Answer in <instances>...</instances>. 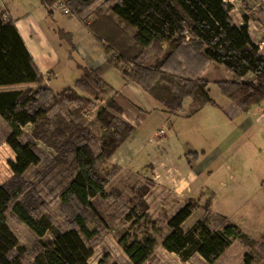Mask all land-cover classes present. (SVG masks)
Segmentation results:
<instances>
[{
	"label": "trees",
	"instance_id": "obj_1",
	"mask_svg": "<svg viewBox=\"0 0 264 264\" xmlns=\"http://www.w3.org/2000/svg\"><path fill=\"white\" fill-rule=\"evenodd\" d=\"M67 2L73 15L103 44L109 56L105 67L83 68L84 74L77 80L76 88L84 93L98 100L107 95L108 86L103 79L105 68L116 67L125 80L140 86L171 115L179 114L185 100L190 99L189 115H192L205 105L216 103L210 95V81L201 76L207 65L214 62L232 75V79L217 84L238 108L248 112L252 106L264 102V53L252 39L248 22L236 24L232 20L231 6L226 0H114L110 13H98L93 23L82 16L80 7L88 4L86 0ZM58 3L59 0H43L49 9L58 7ZM2 14L0 12V86L42 84L43 75L15 23L9 17L3 19ZM149 50L156 56L153 64L146 62ZM61 96L62 93H55L46 86L0 92V116L10 128L6 141L16 155L15 161L10 162L13 178L0 184V264H23L25 247L20 245L7 222L6 212L11 204L18 219L37 236L43 237L48 231L54 235L47 243L39 241L42 251L32 264H89L94 253L90 241L98 235V230L89 227V218L102 219L96 201L107 196L106 186L118 172L117 166L113 171L102 172L100 164L106 163L136 128L115 115L123 113V109L114 99L108 100L97 114L103 136L96 151L93 142L97 141L81 120L84 105L92 104L91 101ZM78 101L83 106H78ZM67 102L77 107L74 113L65 105ZM58 104L68 111V117L61 115L64 127L51 130L49 111ZM28 125H32L35 138H63L58 159L74 164V173L70 176L50 173L53 183L50 189L57 190L70 219L68 230H54L52 219L46 214L35 216L32 201L26 198L29 191L36 189L32 186L28 192L25 190L24 175L41 161L35 143L24 138ZM189 155L194 159L199 157L197 152ZM197 206L194 199H189L168 219L170 232L162 242L167 251L184 261L199 254L207 264H216L233 240L256 243L226 216L214 213L211 199L205 204L203 218L185 229V221ZM217 217L220 228L213 225ZM262 240L260 247L264 250V236ZM119 243L132 264H144L154 253L157 241L149 234L135 239L126 234ZM245 261L251 264L252 260L246 256Z\"/></svg>",
	"mask_w": 264,
	"mask_h": 264
},
{
	"label": "rangeland",
	"instance_id": "obj_2",
	"mask_svg": "<svg viewBox=\"0 0 264 264\" xmlns=\"http://www.w3.org/2000/svg\"><path fill=\"white\" fill-rule=\"evenodd\" d=\"M86 1L88 4H81L82 6L80 9H82V16L89 23L96 21L98 13H110V5L114 3V0ZM226 1L231 6L230 14L232 20L236 24L248 22L252 39L259 48L262 46L260 52L264 53V0ZM67 5L71 13L66 15L60 12L56 15V20H58L60 25L66 27L67 30L72 33L73 42L78 45L83 52L88 55L94 54L95 51L98 52V47L90 45L84 37L86 35L89 37L84 29L86 27H84L82 22L73 15L72 8L69 6L68 2ZM58 9L61 11L59 5ZM128 33L130 34L131 30L128 29ZM164 47H166V44ZM70 57L71 58L66 60L67 66H63L61 71L58 72L56 74L57 76L53 79V83L57 87H59L60 84L61 86L59 88L64 86L63 88L71 89H68L69 91L64 90L63 92H59L62 93L61 97L63 99L66 98V96L71 97L70 99L81 98L77 91L70 86H72L71 80H73L77 63L83 64V60L81 55L76 51H72ZM154 60H156L155 54L151 51L148 52L146 62L152 64ZM205 71V76L211 81L210 95L221 103L227 96L222 92L220 86L216 82L218 80H224L230 73L221 65L214 62L209 63L204 72ZM120 73L121 72L114 67L104 72L114 87L112 91H109V94H111V96L118 95V100L127 110L125 114L131 116L134 120L138 132L135 131L138 135L133 138V148L131 150L122 154L120 152V159L118 158L119 160L117 161L123 163L122 165L125 166L124 168H120V166L114 164L109 159L103 165L100 164V170L102 172L113 171L115 170L113 169L114 166L118 167V172L106 186L107 196L98 198L96 201L97 210L99 214H101L102 219L100 220L101 217L98 216L97 218L95 216L89 218V227L91 229L97 228L98 230V235L90 241V244L94 248V253L89 259V264H132L129 257L124 252L122 245L119 243V240L126 234H129L130 239L143 238L145 234L152 235L156 239L157 244L155 251L144 264H207L199 254H195L189 260L184 261L177 254L167 251L162 245L164 237L170 232L167 225L168 219L184 206L189 199V197L187 199L183 193L184 189L165 186L166 182L163 181V177L166 173L171 171L170 167L167 166L171 161H166L165 156L180 154L181 159L184 161V151L203 154V149H208L209 152L217 148L222 149L225 143H227L226 140L224 141L226 136L223 135V132H226L228 135L230 134L229 139L232 141L234 137L231 135V132L234 128L231 125H225L224 131H221L217 126L215 118L212 117V114H210V112H204L205 110L199 115L192 114L191 118L183 116L173 117L169 123L160 127L161 123L158 114L144 116L140 114V110L138 112L134 110V104L154 106L156 104L155 99L147 94L140 86L137 87L142 89L141 91L144 93L141 95L137 94L135 90H132L129 86H126ZM66 86L69 87L67 88ZM80 92L84 93L83 91ZM84 94L82 98H88L92 104L86 103V105H84V108L87 110L85 109L84 115L81 114V120L97 141V143L93 142V148L97 151V147L98 145L100 146V141L103 136L101 123L97 120V114L101 108L106 107L108 96L103 95L101 96L102 99L98 100L89 94ZM104 99L105 101H103ZM188 103L189 100H186L185 106H187ZM77 104L80 107L83 106L81 105L83 103L80 101H78ZM65 105L69 107L73 113L77 110V107L73 103L67 102ZM62 107L63 106L59 104L54 105L49 111L51 130L57 127H64L61 115L68 117V111L64 110ZM91 109L92 113H86V111ZM189 112L190 111H188V113ZM115 115L120 117L119 113H115ZM59 122L61 124H59ZM261 127L262 130H264V125ZM158 128V132L155 133ZM162 129L166 133V136L165 133L161 132ZM9 132L10 128L8 124L0 116V184L10 182L13 178L10 162L15 161L16 155L6 141ZM24 138H29L35 143L41 156L40 163L32 166L24 175L25 190L28 192L32 186L36 189L35 192L29 191L28 196H26V198L32 201V212L35 216L42 214L50 216L54 230H68L70 227V219L66 208L62 205L57 190L53 191L50 189L53 187L50 173H58L63 177H67V175L70 176L74 173V164L72 161L60 162L58 159V149L63 138H58L57 140H53L49 138V136L41 139L35 138L32 134V126L30 125L25 127ZM240 139L243 141L239 140L235 144V146H238V150L236 147V149H234L238 152L239 146H241L242 150H240L238 154L244 151L248 156L246 158L247 166L243 170L244 174L247 173V171H249V174L256 172V177H262V180H264V137H262V141L259 143L256 141L257 137L250 133H247L245 137H240ZM214 152H216V150ZM207 159L208 158L205 157L202 161L209 163L210 161ZM183 164V167L186 168L185 161ZM178 168L179 166H176V170H178ZM214 168L216 173L213 175V180L219 182L218 178H221V176L224 177L225 173L222 172L221 168ZM216 169H218V172ZM259 170L262 171V174ZM167 183L172 185L173 181L167 180ZM218 186V193L221 197L220 201L222 203L229 202L228 210L231 215L230 219H235V224L240 225L241 227H239L253 237L256 243L249 240H233L231 246L225 251L221 258H219L216 264H245L246 256L251 258V264H264V250L260 247L263 241L262 237L264 236V214L255 216L249 213L251 212L249 211L250 209L246 211H244V209L242 210L245 200H223L224 196L227 199L230 194H226L228 191H226V188L222 185ZM204 192L206 195H203V197L202 195L195 197L196 199L194 200L198 203V206L195 208L192 215L185 221V229L194 226L205 215V204L209 199L212 200L213 192L210 190ZM23 194L25 196L26 192L24 191ZM20 197L23 198V195ZM249 202L251 201L248 200L247 203ZM260 202L264 205V199L260 200ZM218 204L220 205L219 201ZM6 217L20 245L25 247L24 253L22 254L23 264H32L36 255L42 251L39 241L47 243L53 240L54 235L51 231H48L43 237L37 236L32 229L18 219L13 211V204L9 206ZM217 218L213 225L216 228H220L222 225L220 224L219 217Z\"/></svg>",
	"mask_w": 264,
	"mask_h": 264
},
{
	"label": "crops",
	"instance_id": "obj_3",
	"mask_svg": "<svg viewBox=\"0 0 264 264\" xmlns=\"http://www.w3.org/2000/svg\"><path fill=\"white\" fill-rule=\"evenodd\" d=\"M51 10L52 13H50ZM58 10L59 9L56 6L50 9L47 8V6L43 4V0H0V12L2 13L5 11L7 13V16L15 23L20 35L22 36L27 46V49L29 50L33 60L35 61L44 78L42 84L28 82L15 85L0 86V92L16 90L24 91L28 88L35 89L40 86L49 87L55 93L67 90L66 88H63L64 86L59 88L61 86L60 84L59 87H57L53 83V79L57 76L56 74L61 71L63 66H67L66 60L71 58L70 55L72 51H76L81 55L83 64L77 63V68L74 73L73 80H71L72 86L70 87L74 88L77 93L81 97H83L85 94L80 92V89L76 88L77 80L84 74L83 68L87 67L90 69H97L106 66L109 56L106 54L103 44L95 38V36L90 32L87 26L82 22L84 27H86L84 28L85 31L89 35V37L87 35L84 36L87 42L90 45H95L99 50L98 52L95 51V53L92 55H88L83 52L82 49H80L79 46L73 42L72 33L68 31L66 27L60 25L58 23V20H56V15L62 12ZM260 48L262 49V46H260ZM109 68L112 67L105 68V72ZM120 74L126 86H129L130 88H132V90H135V92L139 95L144 94L141 91L142 89H139V87H137V84L125 80L122 73ZM205 74L206 71L203 72L201 76L208 80ZM103 79L108 86L107 101L110 99H114L117 104L123 109V113L120 114V118L135 126L134 120L131 118V116L125 114L127 110L118 100V95L111 96V94H109V91H112L114 87L105 74L103 75ZM224 79L230 80L232 79V75H227ZM66 87L68 88L69 86ZM186 100H189L187 106H185ZM186 100L183 105V110L179 114L172 116L170 113L165 111L161 104H159L156 100V104L154 106H141L134 104V110H136L137 112L140 110V114L144 116L150 114H158L159 121L161 123L160 127H163L165 124L169 123V121H171L173 117H192V115L190 116L188 113L192 102L190 99ZM103 101H105V99ZM215 102V104L205 105L198 112H196L195 115H199L201 112H203V110H205L204 112H210V114H212V117L215 118L217 126L221 131H224L225 125L233 126L234 129L232 130L231 135H233L234 139L230 141V134L228 135L226 132H223V135L226 136L224 141L226 140L227 142L225 143L224 147L222 149H215L216 152H214L215 150H211L209 152L208 149H203V154L197 152L199 154V157L197 159H194L192 155H189L187 151H184L183 157L184 161L186 162V168L183 167L184 161L181 159L180 154H176L174 156L166 155L165 160L171 161V163L167 165L168 167H170L171 171L166 173V175L163 177V181L166 182L165 186H172V188L180 187L178 189H184L183 193L185 194L187 199L188 197L189 199H196L195 197L200 195H202L203 197V195H206L204 191H212L213 196L211 200V210H214L215 213L229 217V221L235 224L236 220L230 219L231 215L228 210L229 202L227 201L225 203H222L220 201L221 197L218 193V185H222L224 188H226L225 190L228 191L226 192V194H230L227 199L224 196L223 200H245V203L242 206V210L244 209V211H246L250 209L249 211L251 212L249 213L254 214L255 216L264 214V205L260 202V200L264 199V180H262V177H256V172H250L251 174H249V171H247V173L244 174L243 170L247 166L246 158L248 156L244 153V151L238 154L239 151L242 150L241 146H239L238 152L235 150L236 148L238 150V146H235V144L239 140L243 141L242 139H240V137H245L247 133H250L253 136L257 137L256 141L258 143L262 141V137H264V130H262L261 127L262 125H264V102L252 106L248 112L242 111L228 97H226V99L221 103L218 100H215ZM158 130L159 128L155 131V133H157ZM136 131L109 158L111 162L117 164L118 166H120V168L125 167L122 165L123 163L117 161L120 159V152L122 154L133 148V138L134 136L138 135V131ZM205 157L208 158L207 160L210 161L209 163L206 161H202ZM176 166H179L178 170H176ZM214 167L221 168L222 172L225 173L224 177L221 176V178H218L219 182L213 180V175H215L216 173L214 171ZM261 170H259V172L262 174ZM216 171L218 172V169H216ZM167 180L173 181L172 185L167 183ZM248 200H250L251 202L247 203ZM218 201L220 202V205L218 204Z\"/></svg>",
	"mask_w": 264,
	"mask_h": 264
},
{
	"label": "built area",
	"instance_id": "obj_4",
	"mask_svg": "<svg viewBox=\"0 0 264 264\" xmlns=\"http://www.w3.org/2000/svg\"><path fill=\"white\" fill-rule=\"evenodd\" d=\"M58 5H59V7L61 8V11H62L64 14H67V15H68V14L71 13L70 8H69L68 5H67V0H59ZM2 16H3V19H7V18H8L6 12H3ZM87 112H88L89 114L92 113V109L86 111V113H87ZM86 116H88V115H86ZM161 132L164 133V130L162 129Z\"/></svg>",
	"mask_w": 264,
	"mask_h": 264
}]
</instances>
